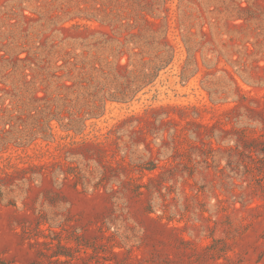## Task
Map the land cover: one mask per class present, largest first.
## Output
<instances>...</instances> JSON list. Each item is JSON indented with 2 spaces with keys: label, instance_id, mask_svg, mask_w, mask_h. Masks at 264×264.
<instances>
[{
  "label": "rangeland",
  "instance_id": "obj_1",
  "mask_svg": "<svg viewBox=\"0 0 264 264\" xmlns=\"http://www.w3.org/2000/svg\"><path fill=\"white\" fill-rule=\"evenodd\" d=\"M100 1L0 3L110 14ZM165 1L175 58L149 94L83 135L0 154V264H264V0H235L249 8L238 20L211 0L213 26L203 0ZM72 24L67 40L112 34Z\"/></svg>",
  "mask_w": 264,
  "mask_h": 264
},
{
  "label": "trees",
  "instance_id": "obj_2",
  "mask_svg": "<svg viewBox=\"0 0 264 264\" xmlns=\"http://www.w3.org/2000/svg\"><path fill=\"white\" fill-rule=\"evenodd\" d=\"M203 2L208 14L201 18L213 26L214 14L222 12L210 10L211 0ZM95 5H101L96 8L101 13L106 2L95 0ZM7 8L0 3V154L26 152L38 141L48 147L56 140L55 129L66 138L83 135L87 122L100 119L109 104L128 105L149 94L175 58L165 0H115L110 14L78 9L67 17L20 14L14 7L7 14ZM226 8L228 20L245 19L242 14L249 11L235 0ZM67 22L77 30L98 23L112 34L67 40ZM45 166H33L34 173ZM69 173L74 172L61 169L54 175Z\"/></svg>",
  "mask_w": 264,
  "mask_h": 264
}]
</instances>
